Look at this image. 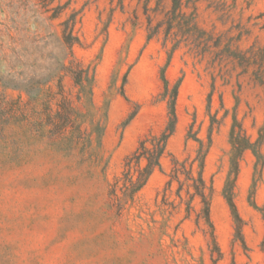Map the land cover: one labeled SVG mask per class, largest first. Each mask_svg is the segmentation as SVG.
<instances>
[{
    "label": "rangeland",
    "instance_id": "obj_1",
    "mask_svg": "<svg viewBox=\"0 0 264 264\" xmlns=\"http://www.w3.org/2000/svg\"><path fill=\"white\" fill-rule=\"evenodd\" d=\"M143 1L0 0V264H264V0H182L211 35L203 57L191 37L148 39ZM162 76L169 92L179 84L170 154L193 157L189 125L206 141L214 120L204 178L220 256L196 199L187 217L163 203L169 155L132 201L109 194L168 121ZM233 115L258 149L241 155L234 187L242 240L223 192Z\"/></svg>",
    "mask_w": 264,
    "mask_h": 264
},
{
    "label": "trees",
    "instance_id": "obj_2",
    "mask_svg": "<svg viewBox=\"0 0 264 264\" xmlns=\"http://www.w3.org/2000/svg\"><path fill=\"white\" fill-rule=\"evenodd\" d=\"M152 0L143 1V13L146 17V28L148 39L158 37L163 34V44L167 41H175L174 45L177 46L182 38L187 40L192 38L193 48L196 55L202 57L207 53H213L210 50L213 46H209L208 42L211 40V35L206 34L197 28L196 22L192 20L194 17L186 16L182 10V0H169V8L163 12L159 10L160 5L165 0H156L154 8L149 7ZM124 0H117V3L123 8ZM162 15L157 20V16ZM261 15H264L263 13ZM137 19V15L135 16ZM63 29L64 39L69 47L73 42L70 40L72 32V24L68 22ZM173 45V46H174ZM174 46V47H175ZM217 47V45H214ZM175 49V48H173ZM219 51H215V54ZM256 75L261 80L260 84L264 82V68L260 67ZM162 98L165 99L169 93L167 106H168V121L159 134L148 133L142 137L136 148L126 156L124 159L123 167L119 176L114 178L110 184L109 194L114 198L118 204L122 202L132 201L137 193L146 185L151 174L156 171H162L161 160L165 155L170 156V167L168 172L165 173L167 179L162 191L163 203L176 207L178 205H185L186 217L189 216L192 210V202L196 199L200 205L197 213V221H202L209 229V236L217 249L219 256L220 252L217 247L214 226L210 216L211 195L212 188L208 186L204 178L205 159L212 142V126L214 120L211 122V128L207 135V140L204 141L198 137V130H194L193 123L189 125L185 136L186 142L192 140L197 143L194 151V156L190 155L185 158H177L167 151V142L174 134L177 123V116L175 111V102L178 92V83H176L169 92V84L164 76ZM81 76L76 77V83H81ZM214 119V118H213ZM230 143V158H229V171L224 185V197L230 208L234 224L235 234L242 240L241 228L243 225L242 219L239 216L237 207L234 202V187L239 172V160L243 152L247 149L252 150L258 155V149L255 144L250 141L249 136L240 121L233 115L232 123L229 131ZM263 162H261V166ZM257 166V164H256ZM170 194H174L175 198L167 202ZM175 200H178L175 204ZM262 218L264 220V209H262Z\"/></svg>",
    "mask_w": 264,
    "mask_h": 264
}]
</instances>
